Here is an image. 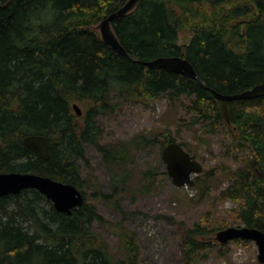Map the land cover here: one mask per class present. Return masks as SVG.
Wrapping results in <instances>:
<instances>
[{
	"label": "trees",
	"instance_id": "1",
	"mask_svg": "<svg viewBox=\"0 0 264 264\" xmlns=\"http://www.w3.org/2000/svg\"><path fill=\"white\" fill-rule=\"evenodd\" d=\"M126 1L0 0V172L48 176L83 194L78 161L85 159L84 144H93L111 171V194L103 197L117 202L129 176L117 168L129 152L101 143L97 124L98 115L113 110V94L132 101L185 96L195 119L223 121L211 92L195 79L139 61L187 58L204 85L226 94L264 81V0H139L111 23L130 57L104 43L95 27ZM185 28L192 35L180 44ZM228 109L224 123L250 159L231 171L221 195L239 201L235 221L264 231V95L231 100ZM27 134L46 136L47 160L23 144ZM173 141L163 130L135 136L130 147L157 145L162 151ZM158 173L149 168L143 178L157 179ZM200 179L198 174L195 184ZM93 220L105 223L85 196L67 214L34 188L0 195V264H135L133 247L122 260L107 254ZM183 229L186 257L210 245L199 237L213 230L199 223Z\"/></svg>",
	"mask_w": 264,
	"mask_h": 264
},
{
	"label": "rangeland",
	"instance_id": "2",
	"mask_svg": "<svg viewBox=\"0 0 264 264\" xmlns=\"http://www.w3.org/2000/svg\"><path fill=\"white\" fill-rule=\"evenodd\" d=\"M191 35L189 29L181 30L178 42L188 43ZM111 99L113 110L98 115L97 124L102 130L101 143L124 146L129 152L126 162L117 168L129 174L117 202L116 198L103 197L111 194V171L99 150L85 143V159L78 161L86 202L105 220H93L91 227L107 254L114 261L125 259L128 246L135 248V264H263L257 259L252 240L236 238L219 243L215 239L217 230L244 225L235 221L239 201L221 195L230 183L231 171L250 159L248 151L238 147L234 128L224 123V118L216 124L195 119L189 109L190 98L185 96L170 100L162 94L132 101L113 94ZM163 130H169L175 142L202 164L198 184L194 174L191 186H175L165 170L159 146L130 147L135 136L152 137ZM149 168L159 172L157 179L143 178ZM195 223L213 230L199 237L210 245L186 257L181 248L183 228ZM118 224L121 237L115 233Z\"/></svg>",
	"mask_w": 264,
	"mask_h": 264
},
{
	"label": "water",
	"instance_id": "3",
	"mask_svg": "<svg viewBox=\"0 0 264 264\" xmlns=\"http://www.w3.org/2000/svg\"><path fill=\"white\" fill-rule=\"evenodd\" d=\"M139 0H127L120 8L109 13L95 26L104 43L113 50L125 56L130 55L119 42L113 28L112 21L130 12ZM151 67H162L168 71L183 74L195 79L201 86L209 90L217 102L222 117L229 122L228 103L234 99L255 98L264 95V81L254 84L250 88L240 92L226 94L221 93L207 85H204L192 63L181 56H158L151 60L139 61ZM76 114H81L77 104H73ZM23 144L37 156L47 160L49 158V143L46 136L41 134H27L22 138ZM165 170L177 187L191 186L194 183L192 175L202 172V164L195 159L179 143L173 141L165 145L161 152ZM34 188L49 199L58 211L71 214L72 209L84 202L81 191L70 182L52 179L48 176L32 172H0V195L17 194L22 189ZM236 238L252 240L257 247V259L264 264V231L246 225L227 226L215 233V239L219 243H226Z\"/></svg>",
	"mask_w": 264,
	"mask_h": 264
}]
</instances>
